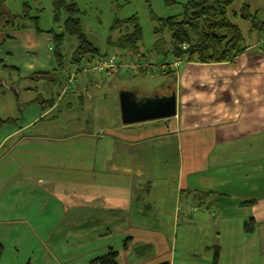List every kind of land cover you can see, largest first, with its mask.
<instances>
[{"label":"crops","instance_id":"obj_1","mask_svg":"<svg viewBox=\"0 0 264 264\" xmlns=\"http://www.w3.org/2000/svg\"><path fill=\"white\" fill-rule=\"evenodd\" d=\"M255 33L235 63L184 62L149 90L126 84L120 70L78 72L76 91L103 88L111 104L86 107L81 93L80 106L64 111L74 65H57L52 36L19 25L1 38L0 75L45 98L0 128V264H91L110 252L116 264H127V252L146 263L213 264L215 249L219 264H264V174L254 170L264 161V34ZM122 90L175 91L177 114L124 125ZM181 234L191 249L189 240L179 246Z\"/></svg>","mask_w":264,"mask_h":264},{"label":"rangeland","instance_id":"obj_2","mask_svg":"<svg viewBox=\"0 0 264 264\" xmlns=\"http://www.w3.org/2000/svg\"><path fill=\"white\" fill-rule=\"evenodd\" d=\"M79 9V15L82 27L83 34L87 37L90 43H92L97 49L102 53H110L114 50L107 43L108 39H116L119 36V31H112V27L116 21H125L129 18L135 17L137 22L142 30V42L141 48L144 52L152 54L158 62H161L162 56L155 55L154 44L157 37L154 34V29L157 27L158 23L154 19H166L173 16L182 15L184 12V6L189 0H174L175 4L166 5L164 0H72ZM248 6V10L252 16H256L259 20L264 22V0H234L232 6L229 8V16L235 24H238L242 30L245 43L249 44L252 42V36L248 35L249 30L251 29V21L244 20L240 18L241 10L244 6ZM26 18H17L16 16H22L25 14ZM236 14V16L234 15ZM63 20L65 15H62ZM35 19V20H34ZM9 21V23H7ZM36 21V23H35ZM19 25H33L38 27L41 31H50L53 30L56 33H61L62 22L59 24L53 21V7L52 0H0V39L11 33L12 29H17ZM257 35V32L254 34ZM164 38L169 39L167 32L164 34ZM264 41V36L261 39ZM51 47L52 40H51ZM78 47V42L73 37L66 36L63 41V54H64V67L65 65L70 66V61L72 55L76 48ZM152 52V53H151ZM155 53V54H154ZM170 62H173L172 58L168 59ZM83 63V62H82ZM80 63V67L82 66ZM77 67L73 66L69 71V75H72V72L75 71ZM61 73L58 76L60 77V82L64 77V73ZM67 74V73H66ZM95 74V73H91ZM11 73L1 74L0 78L7 77V83L0 85V117L6 116V123L3 126H16L19 124V121H22L25 116V110L31 106L32 103L41 102L45 97H40L39 95H24L25 85L29 84L28 82L18 81L20 87H15L12 80L9 78ZM13 77V75H12ZM121 77L125 78L126 84L143 86L147 84L146 88L151 89L155 85L171 82L156 73L153 76H150L149 73L139 72L138 74L131 76L125 72L122 73ZM76 78V77H75ZM69 79V78H68ZM21 82V84H20ZM67 81L64 83V87L67 86ZM76 80L73 79L72 88L68 89L66 93L71 95V98L62 102L60 111H64V105L66 103L73 104L76 107H79L78 96L83 92L76 91ZM63 87V89H64ZM142 88V87H141ZM106 90L101 89H90L86 97V107H96L97 105H102V107L109 106L111 104L110 98L104 99L106 95ZM108 97V94L106 95ZM49 98H47L48 100ZM116 101V100H115ZM118 102V101H117ZM104 110V109H103ZM104 112V111H103ZM53 116H57V112L51 114L49 119L52 120ZM2 126V127H3ZM91 159V158H90ZM164 164L163 166H165ZM264 161L261 165L256 166L254 170L260 174H264ZM253 172V174L255 173ZM196 177V176H195ZM261 177V176H260ZM168 192L166 195H169V190L175 183L168 181ZM160 185V184H157ZM165 195V194H164ZM162 195V197H164ZM148 197V196H147ZM148 199H146L147 201ZM152 221L153 218H152ZM180 230V229H179ZM201 233V232H200ZM191 235H194L191 233ZM202 235V233H201ZM199 234L194 235L196 238L194 242L199 240ZM190 237H184L181 234L179 237L178 244L179 246L182 243L190 241ZM190 241L189 249L192 248ZM133 255V254H132ZM127 252L125 258L127 259V264H155V263H146L143 260L137 261L135 257Z\"/></svg>","mask_w":264,"mask_h":264},{"label":"trees","instance_id":"obj_3","mask_svg":"<svg viewBox=\"0 0 264 264\" xmlns=\"http://www.w3.org/2000/svg\"><path fill=\"white\" fill-rule=\"evenodd\" d=\"M166 5L175 4L174 0H164ZM234 0H189L184 6L182 15L166 19L154 18L158 25L154 29L157 37L154 49L155 55H161V73L163 76H174L176 71L173 62L183 61L186 63L198 64H222L236 62L237 58L245 51L244 36L238 24H235L229 16V8ZM53 21L57 24L62 22L61 33L53 30L48 31L52 36V52L59 67H64L63 41L66 36L73 37L78 42L70 64L80 67V63H89L92 59L100 56L99 50L89 42L82 32L79 9L72 0H52ZM65 18L63 20V16ZM236 16V14L234 13ZM26 18L25 14L16 16ZM241 19L251 21V31L264 34V22L256 16H252L248 6L241 10ZM35 20V19H34ZM9 23V21L7 22ZM36 23V21H35ZM37 24V23H36ZM33 26V25H32ZM37 33L42 31L33 26ZM118 30L119 36L116 39H108L107 43L114 50H120L123 56L143 59L152 54L142 52V30L135 17L125 21H116L112 31ZM168 33V42L164 38ZM263 40H261V43ZM264 44V42H263ZM264 46V45H262ZM105 55V53L103 54ZM157 55V56H158ZM154 57V56H153ZM172 58L173 62L168 59ZM78 72H80L78 70ZM77 72V73H78ZM6 121L0 117V128ZM200 196L194 200L202 199ZM252 201L244 202L241 206H249ZM255 222L250 219L244 224L246 234H253ZM3 253V245L0 243V259ZM117 253L110 252L107 255L98 257L91 261V264H116ZM213 264H219V251L214 250Z\"/></svg>","mask_w":264,"mask_h":264},{"label":"water","instance_id":"obj_4","mask_svg":"<svg viewBox=\"0 0 264 264\" xmlns=\"http://www.w3.org/2000/svg\"><path fill=\"white\" fill-rule=\"evenodd\" d=\"M121 121L124 125L170 119L177 114L176 92L148 96L136 90L118 94Z\"/></svg>","mask_w":264,"mask_h":264},{"label":"built area","instance_id":"obj_5","mask_svg":"<svg viewBox=\"0 0 264 264\" xmlns=\"http://www.w3.org/2000/svg\"><path fill=\"white\" fill-rule=\"evenodd\" d=\"M264 42V41H263ZM122 52L120 50H113L109 54L100 55L92 59L89 63H82V66L78 69L76 68L72 75L68 79L67 86L65 87V91L72 88L73 79L78 72L84 73H101L107 70H120L125 72L131 76L138 74L139 72H155L159 73L161 71L160 62L156 60L155 57L149 56L143 59H138L136 57H132L127 61H122ZM183 61L173 62V67H179ZM183 208L185 210L190 211L191 213H196L202 210V207L194 203H185Z\"/></svg>","mask_w":264,"mask_h":264}]
</instances>
